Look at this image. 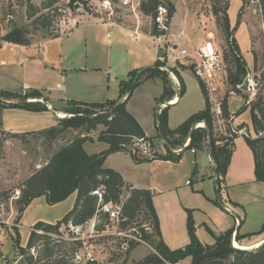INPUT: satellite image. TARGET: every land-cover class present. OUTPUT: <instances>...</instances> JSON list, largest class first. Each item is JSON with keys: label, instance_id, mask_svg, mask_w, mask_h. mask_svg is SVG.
Here are the masks:
<instances>
[{"label": "trees", "instance_id": "obj_1", "mask_svg": "<svg viewBox=\"0 0 264 264\" xmlns=\"http://www.w3.org/2000/svg\"><path fill=\"white\" fill-rule=\"evenodd\" d=\"M76 1L85 4L82 0H68V3L73 5ZM258 2L264 25V0H258ZM160 3L167 7L168 16L166 24L168 25L176 11L173 2L166 1L163 3L161 0H141L140 11L143 15H151L155 7ZM242 3H244V0H242ZM51 5L52 2H49L43 6L44 9H49L37 15L30 22V25L41 28L47 37L55 38L59 34L51 32L48 29L50 12L52 11ZM227 9V3L224 4L222 9L213 5L212 13L223 34V62L226 85L230 88L229 91L239 94L241 90L238 88V85L242 83L249 73L247 63L241 55L239 45L234 36L240 25L241 12L239 9L236 14L235 23L231 26ZM220 11H222V16L219 15ZM34 15L36 14L29 13L30 18ZM153 33L157 35L166 34V31L159 30L154 26ZM0 38L3 42L20 45H29L31 43L26 26L13 27ZM255 61L256 57L254 56V66ZM162 66H164V60L156 59L153 66L129 71L127 77L119 81V95L117 99L101 102L69 100L64 110L69 115L57 118L55 125L30 131L36 136L43 137L50 147L53 146L45 163L28 175L18 187L20 195L15 200L17 211L15 224L19 223L23 211L35 197L44 196L48 204H54L64 200L75 192L76 199L73 207L55 223L37 221L31 227L25 246L20 245L19 233L17 227H14L15 251L22 260H26L30 264H71L64 257H52L54 244L52 243L53 240H50L46 233H58V229L62 225H83L96 215L98 216V222L94 227L96 230L103 229V224L108 219L106 214L98 210L99 206L107 202L113 204L119 203L122 200L121 196L124 189H128L119 172L104 166L106 157L111 153L118 151L127 152L136 162L150 160H170L176 162L179 160L181 154H174L172 149L180 146L185 137L189 136L190 142L186 149H199L204 145L208 146L215 163L217 192L220 191L233 152V139L235 136L233 138H225L215 133L208 98L203 84L199 80L198 83L204 96V107L189 115L178 126L172 129L168 127L167 123L169 106L161 108L155 120L156 130L158 131L155 137H147L137 120L126 110V102L132 95L133 89L144 80L153 78L161 80L162 92L158 97L160 104L169 101L175 95L176 92L172 88L167 72L160 69ZM172 70L179 79L181 88L178 94L182 96L185 89L181 75L176 69L173 68ZM259 80L261 82L264 81V76L259 78ZM261 90L263 94L260 92ZM0 94L8 98L18 99L17 102H9L7 104L0 102L1 109L5 107H18L28 111L47 110L46 99L43 98L42 93L38 90L31 89L24 92V94L0 90ZM28 98L36 100L25 101ZM247 108L250 112V123L253 131L255 133L260 132L261 135L244 137V139L253 154L255 180L264 182V85L257 90L252 100L240 107L234 114L228 108V93L224 95L221 102V112L225 118H229L231 115L236 117V115ZM198 122H203L204 126L193 128ZM72 131L77 132V134L67 139V134ZM26 133L19 134L0 131V145L8 137L20 139ZM93 134H95V139L105 143L107 148L98 152L87 153L83 148V144L87 141L92 142L94 139ZM140 138L151 142L153 149L154 139H163L164 142L162 144L165 147L166 154L163 155L154 150L153 158L133 155L131 153L133 143ZM59 140L63 142L54 145V142ZM97 190L101 193L100 202L97 194H94V191ZM11 192L12 190L1 191L0 198L7 203ZM230 203L231 205H235V203ZM5 210L7 211L8 207ZM121 211L123 216L127 217V222L121 224L123 228L130 224L140 212L147 214L153 223L152 235L145 234L144 237L154 243L153 247L158 255L150 253L134 264H160L164 262L176 264L178 261L184 259L189 260L187 264H264V236L262 238L263 242L252 249H240L232 246L233 238L240 245H251V241L264 235V221L258 230L244 234L240 233L239 229L235 231V227L214 234L207 227L214 239V243L204 245L196 236L192 212L190 209H187L186 232L189 241L181 248L170 249L161 238L159 222L153 207L150 190L130 189L128 196H126L122 203ZM39 231L44 233H40ZM152 236H156L157 240H151ZM56 243L66 246L73 244L72 249L81 246V241L79 240L69 242L61 239L57 240ZM133 247L134 244L130 243V248ZM30 249H34L37 255L31 254ZM75 253L76 251L74 250ZM85 264L95 263L86 262Z\"/></svg>", "mask_w": 264, "mask_h": 264}, {"label": "rangeland", "instance_id": "obj_2", "mask_svg": "<svg viewBox=\"0 0 264 264\" xmlns=\"http://www.w3.org/2000/svg\"><path fill=\"white\" fill-rule=\"evenodd\" d=\"M82 1H84L85 4L76 1L73 5H70L68 0H0V37L13 27L19 26L27 27L31 41L47 37L41 28L30 25V22L37 15L48 10L49 8L44 9L43 6L52 2L48 29L51 32L60 34L72 28L68 31L67 37L64 38L63 46L65 47L66 43L71 38L72 40L74 39V42L76 41L66 61L68 65L77 64L74 73L68 77L67 85L69 88L73 87L76 83L79 84V81L83 83L86 80L99 81L104 84L106 83L107 76L110 79L112 77H117L120 80L125 79L128 72L133 69L150 67L152 64H145L147 63L148 57L153 56L156 58L157 51L161 48L164 53V58L162 57L160 59L164 60V66L160 67V69L167 72L169 80L170 72L174 75L178 90H180L181 86L179 79L172 70L173 68L182 75L185 84V91L181 96L180 102L168 107V126L172 129L189 114L203 108L204 96L201 92L198 80L192 74L190 67L183 65L180 60L175 58L176 53L171 47V43L174 42V40L171 39L172 37H170L169 34H182L184 31L185 39L192 46H200L208 37H211L216 46L223 49V34L221 27L218 25L212 13V6L216 5L222 9L224 4L227 3V14L231 26L235 23L236 14L239 9L241 12L240 25L234 36L239 45L241 55L247 63L249 74L253 78L254 85L247 91L242 90L239 94L229 91L230 88L226 85L225 72L223 70L220 76L221 80H219L220 96L224 97V95L228 93V108L229 111H232L234 114L240 107L252 100L257 90L264 85V81L261 82L259 80V78L264 76V25L258 0H244V3H242V0H161L163 3L166 1H173L176 2L177 5L176 14L174 13L175 17L174 19L172 17L168 23L165 36L152 39L147 35H140L137 40H133L130 37L127 29H121L116 25L108 27L109 37H105V25L92 22L90 21L91 19H89L91 16L96 17L98 15L93 9L96 10L98 4L103 0ZM113 2L116 10V18L126 14L124 8L118 9V0H113ZM76 4H79L78 7H76ZM61 9L66 10L65 13L60 14L59 10ZM29 13H35L36 15L30 18ZM219 15L222 16V11L219 12ZM124 17L126 23L131 22V16L127 15ZM73 25L74 27H72ZM254 56L256 57L255 66ZM78 65H82L87 71L78 74V72H81L79 68H77L80 67ZM82 66L81 69H83ZM32 89L38 90L45 96L52 95L53 97L57 94V91H51L47 87ZM154 90L155 86L148 83L142 87H138V89L136 87L132 92L130 106L135 108L140 115H143L146 127H148L149 124L153 125L152 117L150 116L151 113H155L158 106H155V101L149 98ZM260 92L263 94L262 90ZM82 95L83 97H89L86 93ZM90 97V99H101L102 96ZM17 101V98H8L0 94V102L7 104ZM25 101L33 100L28 98ZM154 107L155 109L153 111L152 108ZM1 110L0 108V112ZM64 113V116L69 115L66 112ZM232 122L237 129L245 125V132L249 133L251 136L252 133H255L251 127L248 108L236 115V120L233 118ZM76 134L77 132L74 131L69 132L66 138H71ZM240 140L245 141L244 137H234L233 150L235 146L237 147L236 142ZM62 142V140L55 141L54 145H58ZM154 142V150L159 152L157 145L161 142L155 139ZM52 146L50 147L44 141L43 137L36 136L31 132H27L20 139L8 137L3 141L2 145H0V192L12 190L7 203L0 198V203L3 205L0 207V264H30L26 260H22L21 257L16 254L14 246V227H17L20 245L25 246L31 227L37 221L55 223L73 207L76 199L75 192L64 200L54 204H48L44 196H38L29 203L23 211L24 213L19 223L15 224V217L17 214L15 206L16 198L12 194L28 175L45 163L49 156V152H51ZM102 146H104L103 142L94 144L87 143L86 149L88 151H95L96 148L101 149ZM186 154L188 155L189 153ZM241 164L244 165L243 161ZM188 178H190V176L184 178L183 185L184 181ZM190 188V186H184V190ZM126 190L127 189H124L123 191L121 196L122 200L129 194ZM219 195L222 198L221 192ZM177 196V193L174 192L171 194H159L154 197V202L161 220L162 230L170 249L181 248L189 241L186 232V212H184L182 207L178 204ZM211 196L213 200L218 202V204H216L217 213L203 215L196 212L194 216L196 236L204 245H211L214 243V239L207 227L214 234H218L227 228L224 221L225 218H227L224 217L226 213L223 210V205L218 200L219 197L214 188L213 192H211ZM179 199L183 201V203L189 200L181 196ZM7 207L8 210L6 211L5 208ZM137 215L136 218L140 219L141 216ZM91 220L83 224L79 229H71L69 226L62 225L58 229V233H46L50 240H53L54 253L52 257H64L68 262H71V264H85L89 262L85 254L86 252H90L95 264H134L150 253L156 254V250L153 247L154 243L150 240L147 241L149 246L138 244L134 245L133 248L129 246V249L122 250L120 245L121 238L114 233L116 231L114 225L104 228L105 233L95 228L91 231L88 224ZM259 228L260 226L249 228V226L244 225L241 228V232L255 231ZM39 232L44 233L42 231ZM61 239L69 242L79 240L81 241V246L72 249L73 244L66 246L56 243L57 240ZM152 239L157 240V237H152L151 240ZM252 248L255 247H250L249 249ZM74 250L76 251L75 254ZM30 253L35 256L37 255L34 249H30ZM188 262V259H184L178 261L176 264H187ZM160 264L170 263L164 262Z\"/></svg>", "mask_w": 264, "mask_h": 264}, {"label": "crops", "instance_id": "obj_3", "mask_svg": "<svg viewBox=\"0 0 264 264\" xmlns=\"http://www.w3.org/2000/svg\"><path fill=\"white\" fill-rule=\"evenodd\" d=\"M173 3H175V10H177L176 2ZM89 19H91L90 21L92 22L105 25V37H107L106 32L109 31L108 27L112 26L101 23L97 17L91 16ZM72 27H74V25ZM118 27L123 29L120 26ZM70 29L60 33L58 37H43L31 41L29 45L8 42H3V44L0 45V90L23 93L32 88L40 89L42 87H47L51 91H57V94L53 97L52 95L45 96L42 94L43 98L46 99L45 104L47 106V110L44 111H28L18 107L2 108L0 112V131L20 134L55 125L57 118L64 116V110L69 100L97 102L99 100L117 99L120 81L117 77H112L110 79L107 76L106 83L104 84L99 81L86 80L83 83L79 81V84L76 83L71 88L68 87V77L74 73L76 70L75 66L77 65L76 63L75 65L66 64L76 42L71 38L66 43L65 47L63 46L64 38L67 37V33ZM184 34L183 31L182 35L184 40H186ZM177 41L179 42V40ZM182 42L183 41H180L179 44H183ZM155 59H158L157 56L156 58L149 56L145 64H152L151 66H153ZM78 66L80 67L77 68L81 71L78 72V74L87 71L82 65ZM81 66L83 69H81ZM181 79L184 84L182 75ZM148 83L155 86V90L151 93L149 98L155 101V106L158 105L155 113H151L150 116L152 117L153 125L149 124L148 127H146L143 115H140L135 108L130 106L132 95L127 100L125 107L137 120L145 135L147 137H155L158 132L156 130L155 120L161 108H163V106H160L163 103L160 104L158 102V97L162 92V83L159 78L148 79L142 81L137 86V89ZM171 85L176 92V95L173 96L176 97V99L172 101L174 103L171 105H175L180 102L181 96L178 94L179 90L176 84L171 82ZM85 93L88 94L89 97L100 95L102 97L101 99H90L91 97H83L82 94ZM171 105L168 106L170 107ZM154 109L155 107L152 108L153 111ZM230 112L233 113L232 111ZM233 117L236 120V117ZM93 137L94 139L92 142L87 141L83 144V148L87 153H94L107 148V145L104 143L101 149L96 148L95 151H88L86 149L87 143H100L95 139L94 134ZM155 140L161 142L157 145V149H159L158 153L163 155L166 154L162 139L155 138ZM236 143L237 147L235 146L233 150L224 177V182L221 185L222 188L220 192L222 198L219 195L220 192H217V184L215 183L214 175L215 165L209 157L210 151L207 145L199 149L194 148V152H191L190 149H182L179 153L181 154L179 160L176 162L167 160L136 162L129 153L118 151L106 157L104 166L120 173L124 182L127 184L126 187L128 189L126 191L128 193L132 188L151 191L152 203L158 218L161 238L168 246L162 230L159 213L154 202V197L159 194H171L176 192L178 195V204L182 207L184 212H186V216L187 209H190L194 220L196 212L203 215L217 213L216 204L218 203L213 200L211 196V192H213L214 188L219 197L218 200L223 205V210L226 213L224 214V217H227L224 220L227 227L226 229L239 225V232L242 233L241 228L244 225L249 226V228L256 226L261 227L264 221V182L255 180L253 154L245 141L240 140ZM186 153L189 154L187 155ZM242 161L244 165L241 164ZM187 176H190V178L186 179L183 185V180ZM186 181H189V183L187 184ZM185 185L191 188L184 190ZM180 196L189 200L183 203V201L179 199ZM230 202L235 203V205H231ZM251 232L254 231L243 232L242 234ZM263 236L264 235H261L255 238L251 241L252 244L248 246L255 247L253 246L255 243L263 241ZM232 241H235L234 238Z\"/></svg>", "mask_w": 264, "mask_h": 264}, {"label": "built area", "instance_id": "obj_4", "mask_svg": "<svg viewBox=\"0 0 264 264\" xmlns=\"http://www.w3.org/2000/svg\"><path fill=\"white\" fill-rule=\"evenodd\" d=\"M140 1L141 0H118V9L124 8L126 14L117 18L115 17L116 10L114 8L113 0L101 1L97 6L98 8L96 10L93 9V11L97 12L98 15L96 17L101 23H105L110 26L116 25L127 29L130 37L133 40H137L140 35H147L152 39L164 37L165 34H154L153 27L156 26L159 30H167V7L160 3L155 7L151 15H143L140 11ZM59 11L61 14L65 13L66 10L61 9ZM127 15L132 17L130 23L125 22L124 16ZM106 36H109V31L106 32ZM169 36L172 37V40H174V42L171 43V47L176 53L175 58L180 60L183 65L190 67L192 74L203 84L210 105V112L213 117L215 133L225 138H233L234 136L239 135L243 137H256L257 135H261L260 132H257L252 133L251 136L249 133L245 132V127L237 129L232 122V119L234 118L233 115H231L229 118H225L221 112V102L223 97L220 96L221 92L219 88V80H221L220 76L224 70L223 49L217 47L211 37H208L200 46H192L186 40H184L182 34H169ZM177 40H179V42L183 41V44L180 45ZM1 44H3V41L0 38V45ZM170 81L177 85L176 78L171 72ZM175 99L176 97H172L166 103H174L172 101ZM162 106H164V104H162ZM203 126V122H198L193 126V128ZM189 142L190 138L189 136H186L182 144L176 148H173L172 152L176 155L179 154L182 149L188 147ZM190 151L194 152V148H191ZM131 153L137 157H154V149L151 142L142 138L137 139L133 143ZM186 183L188 184L189 181H186ZM19 194L20 190L17 188L14 190L12 195L17 199ZM94 194H97L100 202V191H94ZM124 200L125 198L116 204L107 202L99 206L98 210L101 213L106 214L108 219L103 224V229L101 230L102 233H105L104 228L114 225L116 227V231L114 233L121 238L120 245L122 250H127L130 246V243L134 245H148V239L144 236L145 234L150 235L153 232V223L151 218L147 214L140 212L138 214L141 216L140 219H137L135 216L130 224L124 228L121 227L123 222H127V217L123 216L121 211ZM2 206L3 205L0 203V207ZM96 217L98 216L96 215L93 217V219L88 223L91 231L94 230V226L98 222V218ZM67 226H69L71 229H79L82 227V225L73 226L72 224H68ZM156 254L158 255L157 251ZM85 255L89 262L94 261L90 252H86Z\"/></svg>", "mask_w": 264, "mask_h": 264}, {"label": "water", "instance_id": "obj_5", "mask_svg": "<svg viewBox=\"0 0 264 264\" xmlns=\"http://www.w3.org/2000/svg\"><path fill=\"white\" fill-rule=\"evenodd\" d=\"M78 5H79V4H76V7H78ZM163 55H164V53H163L162 49H161V48L158 49V51H157V55H156L157 58L160 59V58L163 57ZM253 85H254L253 78H252V77L250 76V74L248 73V74L246 75V77L244 78V80L242 81V83H241L240 85H238V88H239L241 91H242V90H246V91H247V90L250 89V87H253ZM171 104H173V103H164V106H163V107L168 106V105H171ZM160 106H162V105H160ZM162 141L164 142L163 139H162ZM209 157H210L212 163L215 165V163H214V161H213L212 156H211L210 153H209ZM214 175H215V183H216V181H217V174L214 172ZM238 228H239V225H237V226L235 227V231H237ZM232 246H233V242H232ZM233 247H235V246H233ZM240 249H243V248H240Z\"/></svg>", "mask_w": 264, "mask_h": 264}, {"label": "bare ground", "instance_id": "obj_6", "mask_svg": "<svg viewBox=\"0 0 264 264\" xmlns=\"http://www.w3.org/2000/svg\"><path fill=\"white\" fill-rule=\"evenodd\" d=\"M233 242V246H235L236 248H243V249H249L250 247L248 245H240L239 243H237L236 241H232ZM263 241H258L257 243H255V247L259 246Z\"/></svg>", "mask_w": 264, "mask_h": 264}]
</instances>
